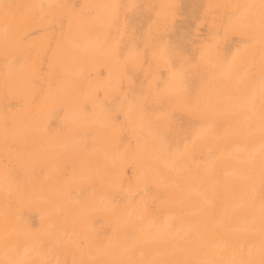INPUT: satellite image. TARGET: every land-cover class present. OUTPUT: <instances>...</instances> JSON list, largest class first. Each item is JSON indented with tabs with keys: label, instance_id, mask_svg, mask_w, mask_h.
<instances>
[{
	"label": "bare ground",
	"instance_id": "1",
	"mask_svg": "<svg viewBox=\"0 0 264 264\" xmlns=\"http://www.w3.org/2000/svg\"><path fill=\"white\" fill-rule=\"evenodd\" d=\"M0 264H264V0H0Z\"/></svg>",
	"mask_w": 264,
	"mask_h": 264
}]
</instances>
